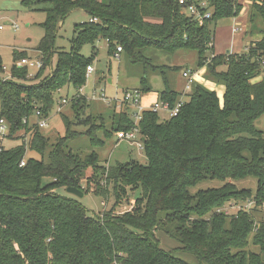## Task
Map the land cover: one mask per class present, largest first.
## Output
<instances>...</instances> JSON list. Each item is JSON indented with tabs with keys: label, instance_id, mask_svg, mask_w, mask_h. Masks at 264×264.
Listing matches in <instances>:
<instances>
[{
	"label": "trees",
	"instance_id": "1",
	"mask_svg": "<svg viewBox=\"0 0 264 264\" xmlns=\"http://www.w3.org/2000/svg\"><path fill=\"white\" fill-rule=\"evenodd\" d=\"M205 1L199 10L212 15L199 23L180 0H22L46 13L37 47L46 55V66L34 79L52 65L54 53L58 58L49 75L36 82L30 83L27 66L14 65L11 77L0 78V119L9 125L7 136L0 137V264H191L161 247L158 229L200 264H264V216L256 219L245 208L233 214L223 209L230 201L264 205V129L256 124L264 116V0H248L251 28L246 35L254 36L258 29L262 37L240 53H216L214 42L218 21L238 16L243 4ZM75 9L90 18L76 25L69 50L56 49L57 32ZM99 39L107 40L110 54L121 46L129 60L141 64L152 62L146 55L149 47L195 49L198 67L225 85L223 100L216 90L193 81L177 116L163 119L151 109L144 111L137 126L148 163L119 162L103 177L98 170L105 168L94 150L105 142L99 133L109 138L136 124L125 107L113 114L110 127L100 114L84 119L81 113L86 97L80 90L96 57V49L88 57L82 49ZM21 55L14 51L15 60ZM161 72L165 88L159 98L173 107L182 93L170 84L167 70ZM70 86L77 90L71 99L75 119L64 116L66 134L52 142L35 112L39 107L49 117L56 94ZM138 88L142 94L154 91L146 75ZM73 122L88 125L92 152L82 154L69 146L77 137ZM4 139L20 142L5 146ZM249 175L257 179L255 191L235 185L234 180ZM204 179L223 184L192 193ZM70 186L94 192L109 204L113 198V208L90 215L76 198L57 191ZM129 189L137 191L133 207L117 212Z\"/></svg>",
	"mask_w": 264,
	"mask_h": 264
},
{
	"label": "rangeland",
	"instance_id": "2",
	"mask_svg": "<svg viewBox=\"0 0 264 264\" xmlns=\"http://www.w3.org/2000/svg\"><path fill=\"white\" fill-rule=\"evenodd\" d=\"M239 1L243 4V8L239 15L246 13L247 10L250 12L251 2L248 0ZM89 18V14L81 9H75L72 11L66 17L63 25L57 32L55 39L56 49L69 50L71 48V39L77 33L75 30L76 25L78 23L88 21ZM232 18L233 17H226L218 21L215 32V51L217 53H225L226 50H228L226 49L228 48L226 44L229 41V30L223 26L225 21L228 19L231 20ZM45 19V11L38 9L37 7L29 8L23 4L22 0H0V25L4 26V29L0 30V66L3 68L5 67L4 72L0 74V78L11 77V70L18 62L14 59V51L16 50L22 53V57L30 56L31 58H43L45 61L46 55L37 50L39 42L44 36L45 31L42 23ZM255 36H262V34L258 32V29L254 36L250 35L246 37V41L251 42L256 38ZM94 49H96V57L92 65L95 67V71L92 74L87 75V81L80 90V93L86 97L81 113L84 119L89 117L88 115L90 114H93L94 117H98L99 114L104 116L107 127H110L112 116L115 112H118L117 109H119V106H117L118 108H115V102L108 101H114L116 98H122L125 89L141 87L142 76H148L149 83L152 85L153 90L155 92H160L163 88H165V82L161 70H167V77L170 84L182 93L189 80V77L184 76V70L191 69L199 72L204 68L198 67V52L195 49L179 48L174 52H168L155 47H149L146 55L152 58V62L144 64L133 63L124 55L123 52L120 53V56H116L117 50L113 52V54H110L106 39H99L94 43L84 45L82 53L88 57L93 54ZM244 50L245 48L242 51ZM57 58V53H54L51 62L52 65L45 67L39 78L49 75L52 69L56 66ZM153 64L157 66H178L179 68L176 70H169L166 67L153 68ZM38 72L39 71H36V69H31V72L27 76L28 78H33L30 83L38 81L39 78L34 79L36 78ZM207 72L208 70H205L202 73L204 80L199 82L201 85L206 86L207 88L214 87V90H217L218 86L223 85L214 80L213 83L215 86L209 83V81H212V78ZM76 94L77 90L73 86L65 87L56 94L57 102L53 111L50 113L51 115H49V125L48 127L43 128V132L51 138L52 142H55L56 139L66 134V126L63 119L64 116H67L68 119L74 121L75 113L74 108L72 107L71 99ZM150 94L152 93L149 92L144 94L145 98H148ZM62 97H67L68 103L61 104L59 100ZM183 99L187 101L189 99V95H185ZM221 100H223V98H221ZM256 124L259 128L264 129V116L259 118ZM71 126L74 130H77V137L69 141V146L76 152L79 151L82 154L92 152L93 148L91 147L90 137L85 134L88 125L75 124L73 122ZM99 137L103 138L105 142L103 146L94 148V150L99 155L100 164L102 165L101 167L105 168L104 171L102 169L98 170L99 172H102L103 177H105L103 173H105L109 167L119 162L123 163L136 159L142 164L148 163L144 149L138 147L134 143H131L130 140L118 139V135L116 133L107 138L100 132ZM141 139L142 137L140 136L138 140L142 141ZM18 142L20 141L4 139L5 146H13ZM28 154L31 153L28 151ZM33 155L40 157L37 153ZM92 172L93 169H89L87 174L92 175ZM48 180L50 179H44V181ZM101 180L102 181L100 182L105 184V180ZM234 183L238 188H247L252 189L253 191L257 189L258 184L257 179L251 175L236 179L234 180ZM222 184L223 182L218 179H204L196 186L192 187L191 192L196 193L200 189L216 188ZM83 185L85 188L88 186L87 182H84ZM93 185L95 184H91V186ZM57 191L63 196L76 198L86 207L90 215L103 214V211L112 209L114 205L113 198L110 199L112 200V203L109 204L108 201H104L103 197L91 191L87 192L83 197H78L69 193L67 188H59ZM136 195L137 191L129 189L128 195L123 196L121 206L118 208L116 207V211L123 212L127 209L130 210L133 207ZM243 208L248 211L253 210L256 215V219L264 216V205H257L254 200L237 203L230 201L223 206V209L227 213L231 214L236 213L239 209ZM156 235L159 239L161 247L171 251L173 255L191 264H200L192 253L183 250L181 248V243L172 239L164 231L158 229ZM253 248L255 250H259L258 246H253Z\"/></svg>",
	"mask_w": 264,
	"mask_h": 264
},
{
	"label": "built area",
	"instance_id": "3",
	"mask_svg": "<svg viewBox=\"0 0 264 264\" xmlns=\"http://www.w3.org/2000/svg\"><path fill=\"white\" fill-rule=\"evenodd\" d=\"M197 2H190V0H180V4L183 5L186 8L187 13L192 16L195 20H197L199 23H202L205 19H208L211 17L212 12L211 10L205 11V13H201L199 10V7H205L207 5V2L205 0H196ZM4 29L3 25H0V30ZM123 51L121 46L117 47V54L116 56H120V53ZM18 67H24L27 66L31 69L39 70L44 66V60L43 58H31V57H24L20 59L17 64ZM5 70V67H4ZM95 71V67L90 64L87 66V75L92 74ZM263 74H264V67H263ZM32 75V74H30ZM184 76L189 77V83L187 84L184 93H182L181 97L179 98L178 102L175 106H170L169 102H165L160 100H156L151 105H144L143 104V96L141 90L139 88L134 89H126L123 92L122 98H116L114 101H108V102H115L119 107H122L127 109L130 112V116L135 122V126L129 130V131H122L118 133V139H128L131 143L136 144L138 147L143 148L144 142L139 141L140 138V129L137 126L139 121L142 119L143 112L146 110H153L155 112H158L161 115V118L166 119L170 117L177 116L180 112L181 107L186 102L183 97L185 95H189L191 93V86L194 79V75H191L189 71L184 72ZM61 104L68 103L67 97H62L60 100ZM35 118L37 119V123L41 128L48 127L49 125V117H44L42 115V110L37 107L35 112ZM24 121H27L25 118ZM9 132V125L4 119H0V137L5 138ZM25 164V161H22L21 165L23 166Z\"/></svg>",
	"mask_w": 264,
	"mask_h": 264
},
{
	"label": "crops",
	"instance_id": "4",
	"mask_svg": "<svg viewBox=\"0 0 264 264\" xmlns=\"http://www.w3.org/2000/svg\"><path fill=\"white\" fill-rule=\"evenodd\" d=\"M248 12L249 11L247 10L246 13L241 14L242 16L239 15L237 17H233L231 20L228 19L227 21L224 22L223 27L228 28V30H229V33H228L229 41L226 44V46L228 47L226 49H228V50H226V52L230 51V52L240 53V52H242V50L244 48L246 49L247 45L250 44V41H246V37H248L246 35V32L250 29V22H249V18H248L249 13ZM255 37L256 38L255 39L253 38V39L258 40L262 36H255ZM215 41H216V38H215ZM214 46H215V42H214ZM33 58H35V57H33ZM205 70H206V68L204 67L199 72H197V71L194 72L191 69H186V70H184V72L189 71L191 73V75H194L195 81L202 82L204 80L202 73ZM6 75H10V74H6ZM188 83H189V81L186 83L182 93H184V90H185ZM209 83H211L215 86L213 81H209ZM134 88H138V87H134ZM134 88H132V89H134ZM209 88L214 90V87H209ZM216 91H217L219 97L223 98V95L225 93V85L218 86ZM151 93L152 94H150V96L148 98H145V95L143 96V104L144 105H151L152 103H154L156 100L159 99V92L151 91ZM152 97H154V98H152ZM161 116H163V115H161ZM163 118H165V117H163Z\"/></svg>",
	"mask_w": 264,
	"mask_h": 264
},
{
	"label": "water",
	"instance_id": "5",
	"mask_svg": "<svg viewBox=\"0 0 264 264\" xmlns=\"http://www.w3.org/2000/svg\"><path fill=\"white\" fill-rule=\"evenodd\" d=\"M67 191L78 197H83L85 195L82 189L74 187V186L67 187Z\"/></svg>",
	"mask_w": 264,
	"mask_h": 264
}]
</instances>
